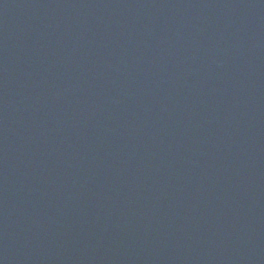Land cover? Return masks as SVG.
<instances>
[{"label":"water","instance_id":"obj_1","mask_svg":"<svg viewBox=\"0 0 264 264\" xmlns=\"http://www.w3.org/2000/svg\"><path fill=\"white\" fill-rule=\"evenodd\" d=\"M0 264H264V0H0Z\"/></svg>","mask_w":264,"mask_h":264}]
</instances>
